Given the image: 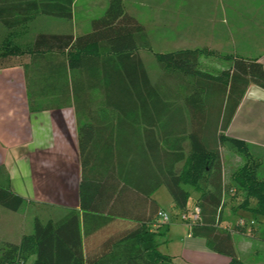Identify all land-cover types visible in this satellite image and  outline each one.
Returning a JSON list of instances; mask_svg holds the SVG:
<instances>
[{
  "label": "trees",
  "instance_id": "obj_1",
  "mask_svg": "<svg viewBox=\"0 0 264 264\" xmlns=\"http://www.w3.org/2000/svg\"><path fill=\"white\" fill-rule=\"evenodd\" d=\"M73 2L0 0V23L6 28L0 42V65H13L27 57L52 64L59 59L55 53L63 56L73 91L82 94L86 87L100 92L102 103L91 111L85 107L91 113V125H81L78 139L83 234L75 210L57 221L42 223L35 218L32 232L16 242L0 244V264H19L29 255L34 256L32 264H171V257L158 249L162 243L158 237L165 236L168 225L156 218L159 205L151 197L160 185L183 212L188 189L198 193L194 207L200 210L199 218L190 234L205 238L209 249L228 256V264H242L230 231L219 227L223 199L218 147L228 141L243 158L229 175L228 186L242 193L233 210L264 215V179L257 176L260 161L251 156L245 141L224 135L246 88L250 84L264 88V64L255 57L220 55L231 64L213 74L199 67V56L213 55V50L154 52L164 72L176 75L184 85L171 92L158 82L152 85L138 54L144 26L127 12L123 0H107L103 13L90 21L88 32H37L31 42L13 41L19 28H26L25 23L37 15L70 19ZM60 64L52 65L59 68ZM130 116L141 117L142 149L138 153L121 150L122 128H135L136 123L126 121ZM184 140L189 141L187 156ZM181 161L180 170L175 171L174 164ZM22 202L0 181L1 207L15 211ZM91 214L101 216L99 224L105 228L111 227L114 216L127 221L121 228L91 238ZM244 226L236 223L232 230L243 232ZM91 243L100 247L91 251ZM121 243L125 248L114 250Z\"/></svg>",
  "mask_w": 264,
  "mask_h": 264
},
{
  "label": "crops",
  "instance_id": "obj_2",
  "mask_svg": "<svg viewBox=\"0 0 264 264\" xmlns=\"http://www.w3.org/2000/svg\"><path fill=\"white\" fill-rule=\"evenodd\" d=\"M168 1L167 6L164 2L153 4L151 22H157L158 25L166 28L173 24L174 19L172 20L170 15H173L174 12H176L174 14L183 15V17H187V13H190L189 17H191V12L187 10L193 9L192 3L190 9H187L185 3L182 5ZM91 3L98 4L93 0ZM178 6H181L182 13L178 12L179 8L176 9ZM106 7L107 0H101L98 8L99 13L95 15L101 14ZM166 8L169 12L167 19L162 18V16H166ZM72 15L74 14L72 13ZM35 17L31 20H34ZM31 20L25 25H28ZM185 22L186 19L181 24ZM0 25L2 24L0 23ZM235 25L234 34L232 33L231 36L233 42L239 39V29H236L238 26ZM205 26L206 30L201 34L206 36V40L213 41L214 38L209 33L216 36V25L207 26L206 24ZM167 31H169L168 36H157V40L172 41L171 36L175 33L182 36V32L188 34L193 30H190L186 24L181 29L178 28V24H174V28ZM44 32L71 33L73 35L85 33ZM147 36L149 39V33ZM215 38L219 41L227 39L218 35ZM256 40L264 43L262 36ZM256 40L254 38L255 42ZM247 53L245 57L258 58L264 64V47L259 46L255 52ZM53 54L59 56V59H53L52 64L59 61L61 63L59 68L48 64L43 59L37 61L31 60L29 57L23 58L13 65H0V181L4 182L13 194L23 199L22 204L15 211L0 206V241L2 242H16L22 234H25L20 232V227L15 222L17 220L15 214L22 206L46 208L53 212V216L47 218L45 222L48 220L57 221L69 211L75 210L79 215L80 230L83 234V213L79 210V184L82 175L79 131L82 124L91 125V113L88 114V108L85 107H89L91 111V107L96 108L102 101L100 102V92L97 88L84 90L85 87L82 94L78 90L73 91L69 81V71L62 65L63 56ZM138 54L145 66L147 55L141 49ZM150 83L156 84L152 81ZM126 121H133L136 124L134 129L128 125L122 128V136L125 139L122 141L121 150L125 153H138L142 149V140L140 142L139 139L142 138V124H138L141 117L130 116V118H126ZM224 135L244 140L251 156L260 161L257 173H264V88L254 84H250L246 88ZM225 147L228 149L224 150ZM218 151L221 160L223 199L219 227L230 231L235 255L242 264H264V215H255L242 209L233 210L234 208L229 205H224L228 193L225 190V172L230 175L243 163V160L231 148L228 141L219 145ZM177 164L175 163L173 166L175 171H177ZM137 172H135V177ZM158 189L159 186L152 192L151 197L159 205V210H162L157 195ZM188 190L191 193L195 192L191 189ZM231 190H235V188L231 187ZM195 194L196 197L191 207L195 206L198 197V193ZM229 194L233 195V193ZM169 200L172 208L179 210L175 207L170 194ZM250 202L252 205L254 204V200ZM188 207L187 203L185 210ZM238 211L243 213L239 214ZM235 214H238V219H235ZM126 221L127 219L124 217L114 216L111 227L105 228L99 224L102 222V217L98 214H91V225L88 230L89 232L91 230V238L104 236L107 229L109 231L121 228V223ZM183 222L186 226L179 224L170 226L168 224L165 236L157 238L159 242H162L158 249L161 251L162 248V252L171 257V264L229 263L228 256L209 249L205 238L191 235V225L186 221ZM236 223L245 224L243 232L232 230ZM90 246L91 251L100 247L96 243H91ZM113 248L121 251L125 248V243Z\"/></svg>",
  "mask_w": 264,
  "mask_h": 264
},
{
  "label": "rangeland",
  "instance_id": "obj_3",
  "mask_svg": "<svg viewBox=\"0 0 264 264\" xmlns=\"http://www.w3.org/2000/svg\"><path fill=\"white\" fill-rule=\"evenodd\" d=\"M93 1L97 2L98 4L96 5L94 3H91V0H74V6L72 10V13L74 15H72L70 19L37 15L34 20H31L29 22L26 28H19L20 32L13 38V41L17 43L31 42L37 32L44 31H69L76 32L78 34L81 32H88L90 30V21L88 20H92L93 18H96L103 13L102 12L101 14L95 15L99 13L98 8L101 0ZM170 1L175 4L177 3L182 5L183 3H185L184 5H186L187 9H190V6L192 5L193 9H191L190 11L187 10L188 12H191V17H189L190 13H187V17H183V15L180 16L179 14H174L176 13L174 12L173 15H170L172 16V20L174 19L173 24L170 27L166 26V28H164V26L158 25L157 22H151L153 19L151 16V10L154 3L161 4L164 2L165 6H167L169 2L168 0H123L127 12L135 16L137 20H139V22L144 26V31L141 39L143 42L141 46L143 47L141 48V50L145 53V55H147L146 65L144 66V68L149 77V80L156 83L158 82L160 86L167 88L168 91L170 90L169 92L181 86L183 83H181L176 75L170 73L167 74L164 72L162 66L157 62L154 56V52H168L182 48H205L207 50H213L215 52L213 55L202 54L199 56V67L200 69L209 71L213 74H217L223 69L228 68L231 64L230 60L224 59L221 56L224 57L231 54L245 57L246 54H248L247 52L252 53L253 51L255 52V50H257L259 46L264 47V43H260L258 42V40H256L261 36L264 37V0ZM206 4L210 6H206ZM180 7L181 6H178L176 9L179 8L178 12L182 13ZM165 10L167 12V8ZM168 13L169 12L166 13V16H162V18L165 17L167 19ZM182 19H186V22L184 24H181V22H183ZM174 24H178V28L180 29L183 25L186 24V26H188V28L193 31L188 34H183L182 32V36H179L178 33H175L172 36L170 34V36L173 38L172 41H158L157 36H168L169 31L167 30H172L174 28ZM206 24L207 26L216 25V36H224L227 39L219 41L215 38V35L209 33V35H211L214 40H206V36L204 37V35L201 34L205 32ZM235 24L239 27L236 28L239 29V39L233 42V38H231V36L232 33L234 34L233 29ZM5 32L6 28L3 25H0V42ZM194 32H196V34H194ZM148 33L149 39L147 38ZM202 38L204 39L201 40ZM254 38L256 42L254 41ZM226 147L224 148V150L228 149ZM182 148L184 155L187 156L189 153L188 140H184L182 142ZM239 156L241 157L240 159L243 160L242 156ZM181 166L182 161L178 162L176 166L177 171L180 170ZM228 176L229 175L225 172V190L228 192L225 199L227 200L228 198V201L225 200L224 205H229V207L234 208L239 202H241L242 193L236 190V187H234L235 190L230 191L231 186L228 185L231 184ZM257 176L260 179H264V173L262 172H258ZM189 193L190 196L188 198V204L190 208L188 207L187 211H190L192 209L191 205L194 198L196 197V192ZM229 193H233L234 196L230 195ZM157 195L162 211H165L169 216L168 224L170 226L173 224L186 226L185 223L180 219L181 213L183 211L172 208V206L170 205L169 193L164 185L159 186ZM237 213L241 214L243 212L238 211ZM15 216L17 219L15 222L16 225L20 227V232L28 234L32 232L33 220L35 218L44 223L47 218L53 216V212L46 210V208L22 206V208L17 212V214H15ZM235 219H238V214H235ZM1 243L2 241H0V244ZM33 261L34 256L29 255L19 264H32Z\"/></svg>",
  "mask_w": 264,
  "mask_h": 264
},
{
  "label": "built area",
  "instance_id": "obj_4",
  "mask_svg": "<svg viewBox=\"0 0 264 264\" xmlns=\"http://www.w3.org/2000/svg\"><path fill=\"white\" fill-rule=\"evenodd\" d=\"M199 208L194 207L192 211H185L181 213L180 219L186 221L188 224L192 225L199 218ZM157 216L161 222H168L169 216L166 212L159 210Z\"/></svg>",
  "mask_w": 264,
  "mask_h": 264
}]
</instances>
